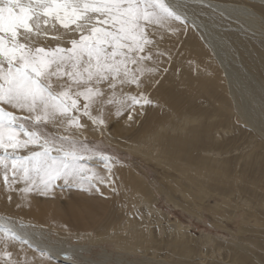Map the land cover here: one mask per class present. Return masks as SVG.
<instances>
[{"label": "bare ground", "instance_id": "1", "mask_svg": "<svg viewBox=\"0 0 264 264\" xmlns=\"http://www.w3.org/2000/svg\"><path fill=\"white\" fill-rule=\"evenodd\" d=\"M171 2L182 4L189 21L201 27L190 23L186 33L166 34L161 48L171 60L161 58V70L168 71L149 89L154 104L143 115L138 109L132 121L128 113L117 118L106 110L103 130L113 144L156 166L158 184L123 162L112 169L118 195L106 185H99L101 196L60 181L48 195L25 198L6 192L0 178V215L30 225L32 241L50 256L45 260L27 245L21 252L19 243L9 242L13 259L72 264L65 259L70 255L76 264H264V0ZM87 123L82 136L101 134ZM85 163L107 175L103 161ZM157 194L200 219L206 210L228 239L188 233L156 207ZM134 254L142 259L128 260Z\"/></svg>", "mask_w": 264, "mask_h": 264}, {"label": "snow or ice", "instance_id": "2", "mask_svg": "<svg viewBox=\"0 0 264 264\" xmlns=\"http://www.w3.org/2000/svg\"><path fill=\"white\" fill-rule=\"evenodd\" d=\"M182 7L171 0H0V178L6 192L48 195L62 181L90 194L104 196L99 185L119 194L112 186L119 161L82 133L91 122L102 134L106 110L117 118L128 113L132 121L138 109L143 115L154 104L149 89L168 71L161 70V58L171 60L161 48L166 34L186 33L190 23L201 27ZM93 159L103 161L107 175L85 163ZM29 227L0 215V264H34V258L13 259L9 242L50 260Z\"/></svg>", "mask_w": 264, "mask_h": 264}, {"label": "rangeland", "instance_id": "3", "mask_svg": "<svg viewBox=\"0 0 264 264\" xmlns=\"http://www.w3.org/2000/svg\"><path fill=\"white\" fill-rule=\"evenodd\" d=\"M48 131H55V129H52L51 126H49ZM87 137L90 142L99 144L102 150H104L110 156L115 157L116 160H118L119 162H123L133 168L136 167L137 170H140L143 173L147 181L149 182L155 181V184H158V182L156 181L158 177L157 167L152 165L150 162H144L141 156L133 155V153L130 152V150H126L124 148H121L113 144L111 141L107 139L106 135H104L103 133L99 135H93ZM62 185L64 184L62 183ZM163 197L164 195L157 194L156 198L158 201L156 202L157 203L156 207L161 209L165 214H167L172 222L176 220L179 223H181L185 227V230L188 233H191L195 237L200 236L203 233H209L214 235L216 238L220 240H224L226 238L228 239L229 235L226 234L225 231L216 229L211 225L210 223L212 222L211 217L209 216L206 210H203L202 212L203 216L202 219H200L182 210L181 208L179 209V207L174 206L172 203L167 202ZM209 202L210 201H207L206 203L208 204ZM163 223L166 222L164 221ZM46 235H47L46 237H50L51 239H53L54 235H52L51 233L47 232ZM72 241L74 243L77 242L78 241L77 237L76 238L73 237ZM103 246L105 247L106 244H103ZM87 256L89 258H92L94 262H97L95 257L92 256L90 252L87 253ZM130 258L142 259V257L139 254L128 256V260H130ZM106 264H112V263L106 261ZM115 264H119V263H115Z\"/></svg>", "mask_w": 264, "mask_h": 264}]
</instances>
